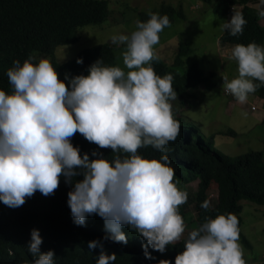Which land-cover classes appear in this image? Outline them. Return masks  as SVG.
Instances as JSON below:
<instances>
[{
	"label": "clouds",
	"instance_id": "obj_1",
	"mask_svg": "<svg viewBox=\"0 0 264 264\" xmlns=\"http://www.w3.org/2000/svg\"><path fill=\"white\" fill-rule=\"evenodd\" d=\"M258 15L264 18V8ZM148 16L137 20L130 34L111 37L113 44L125 45L124 68L98 59L87 75L69 79L66 74V85L50 59L29 55L23 63L13 61L6 73L12 91L0 90V202L18 208L37 191L53 195L63 176L74 184L67 203L76 225H85L86 217L96 214L110 233L106 238L124 244L121 229L128 226L144 238V255L152 258L149 246L163 253L184 237L187 226L179 206L187 202L188 193L178 187L168 155L149 159L139 154L148 146L163 153L180 134L171 103L177 100L174 77H161L151 65L159 60L154 45L170 21L166 14L149 11ZM246 23L243 13L235 11L220 29L238 36ZM230 59L236 61L238 75L231 80L224 76L223 87L244 104L264 85V46L238 43ZM76 133L111 149L112 158L96 151L93 159L87 153L81 156L70 142ZM78 175L83 178L73 181ZM201 207H210L208 199ZM239 239L235 214L206 217L188 231L175 264H246ZM41 244L39 231L32 229L28 252L34 259L29 264H54V251L41 252ZM98 246L95 240L88 244L90 249ZM116 259L114 253L101 251L96 264H114ZM159 264L173 263L162 259Z\"/></svg>",
	"mask_w": 264,
	"mask_h": 264
},
{
	"label": "trees",
	"instance_id": "obj_2",
	"mask_svg": "<svg viewBox=\"0 0 264 264\" xmlns=\"http://www.w3.org/2000/svg\"><path fill=\"white\" fill-rule=\"evenodd\" d=\"M261 4L258 0H214L212 10L219 16L236 10L242 12L247 21L242 34L231 36L223 31L218 40L244 45L255 42L262 46L264 19H259L258 15L260 6L264 8V4ZM106 5V0H0V90L7 93L12 91L6 73L13 61L23 63L36 50L52 54L56 45L73 42L77 37L78 26L99 24L106 18ZM149 11L159 15L166 14L169 21L173 15H180L182 12L169 4L161 3L156 10L140 11L138 20L146 21ZM124 46L113 44L111 40L96 42L78 49L73 56L62 62L52 58L50 62L67 85L66 74L69 79L87 75L89 67L98 59H102L107 66H114L115 53L119 56ZM181 52V48L174 52L170 62H165L159 56L158 61L151 62L155 72L161 77L172 74L173 88L180 99L187 89L199 83L207 86L215 83L211 78L213 71L202 74L195 64L184 70L177 69ZM77 59H82L83 62L77 63ZM255 93L264 97V85ZM171 103L173 107L174 103ZM179 117L174 116L178 122ZM227 131L234 133L229 129ZM70 142L79 149L81 156L87 153L93 159L91 153L96 151L106 158H112L111 149L100 148L79 133ZM139 154L149 159L168 155L179 181L178 186L196 179L192 193L196 227L206 217L215 218L227 213L237 216L240 227L242 200L262 205L264 213V162L261 150L251 149L241 154L226 155L213 147V134L204 136L196 124L190 123L187 127L180 128L179 136L174 142H169L165 152L148 146L139 149ZM82 178L78 175L73 181ZM211 186L215 189L216 201L210 203L208 209H204L201 204L207 200L206 190ZM73 187V183H66L61 176L59 187L53 195L46 197L37 191L18 208H9L0 202V264H29L34 259L28 252L32 229H37L42 238L41 252L54 251V264H96L101 251L108 255L114 253L117 257L114 264H159L162 259L175 264V257L184 250L183 240L187 236L182 237L175 245L166 246L163 253L149 246L147 250L152 258H146L142 248L146 241L128 226L121 229L127 238V243L124 244L106 238L110 233L106 230L103 219L96 214L87 216L85 225H76L67 203V194ZM182 209L183 205L179 206L184 220ZM262 229L264 231V226ZM94 240L99 241L102 247L90 249L88 244ZM239 240L244 246L249 245L241 231Z\"/></svg>",
	"mask_w": 264,
	"mask_h": 264
},
{
	"label": "rangeland",
	"instance_id": "obj_3",
	"mask_svg": "<svg viewBox=\"0 0 264 264\" xmlns=\"http://www.w3.org/2000/svg\"><path fill=\"white\" fill-rule=\"evenodd\" d=\"M213 1L106 0L108 13L101 23L78 26L76 39L70 43L56 45L52 54L36 50L30 55L61 62L73 56L80 48L111 40L115 34H130L136 30L137 15L140 11L156 10L161 3L169 4L175 10L180 9V15H173L171 26L159 33V43L154 45L155 54L165 62H170L173 53L181 48V60L177 69L184 70L195 64L202 74L213 71L211 78L215 81L211 86L199 83L187 89L181 99L177 97V100L171 101L174 103V116H180V128L183 129L190 123L196 124L204 136L213 134V147L226 155L241 154L251 149L261 150L264 162V97L253 93L249 95L246 103L240 104L225 91L223 77L227 76L231 80L238 75L237 63L230 59L231 49L236 43L221 42L218 36L222 32V21H229L236 10L219 16L212 10ZM124 50L125 46L119 56L115 53L114 66L125 67L122 56ZM251 105L253 108H250ZM242 113H247V116ZM228 129L234 133H230ZM195 182L196 179H192L178 186L188 193L187 202L183 204L182 209L187 226L184 236L196 227L192 197ZM212 187L207 191V199L211 204L215 199V189ZM261 207L263 206L260 204L242 200L239 228L249 245L244 246L240 240L239 243L244 249L246 264L264 263V213Z\"/></svg>",
	"mask_w": 264,
	"mask_h": 264
},
{
	"label": "crops",
	"instance_id": "obj_4",
	"mask_svg": "<svg viewBox=\"0 0 264 264\" xmlns=\"http://www.w3.org/2000/svg\"><path fill=\"white\" fill-rule=\"evenodd\" d=\"M262 4H264V3H262ZM262 4H261V5H262ZM262 8H263V7L260 6V9H262ZM226 15H228V14H226ZM259 19H264V18H261V17L259 16ZM262 115H263V114L261 113L260 116H262ZM260 116H259V118H260ZM261 118H262V117H261Z\"/></svg>",
	"mask_w": 264,
	"mask_h": 264
},
{
	"label": "built area",
	"instance_id": "obj_5",
	"mask_svg": "<svg viewBox=\"0 0 264 264\" xmlns=\"http://www.w3.org/2000/svg\"><path fill=\"white\" fill-rule=\"evenodd\" d=\"M250 108H253V105H251Z\"/></svg>",
	"mask_w": 264,
	"mask_h": 264
}]
</instances>
